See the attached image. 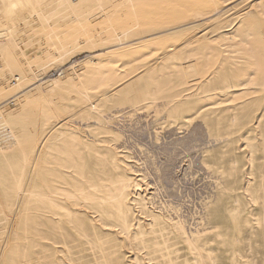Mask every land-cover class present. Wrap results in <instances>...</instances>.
<instances>
[{
  "label": "rangeland",
  "instance_id": "obj_1",
  "mask_svg": "<svg viewBox=\"0 0 264 264\" xmlns=\"http://www.w3.org/2000/svg\"><path fill=\"white\" fill-rule=\"evenodd\" d=\"M0 118V264H264V0H0ZM92 178L128 236L47 221Z\"/></svg>",
  "mask_w": 264,
  "mask_h": 264
},
{
  "label": "bare ground",
  "instance_id": "obj_2",
  "mask_svg": "<svg viewBox=\"0 0 264 264\" xmlns=\"http://www.w3.org/2000/svg\"><path fill=\"white\" fill-rule=\"evenodd\" d=\"M190 3V2H189ZM171 5V4H170ZM174 5V4H173ZM187 5V4H186ZM186 5H185V7H186ZM161 7V9H163L164 11H165V6H163V5H161L160 6ZM159 7V8H160ZM192 7V6H191ZM182 9V8H181ZM215 10V9H214ZM176 11V10H175ZM179 11H176V13H178ZM207 12H209V11H207ZM167 13V12H166ZM166 13H165V15H166ZM175 13V14H176ZM181 13H183L184 14V12H181ZM194 13V18H206V17H208V15H206L207 13H206V11H201V10H196V11H194L193 12ZM164 15V16H165ZM177 15V14H176ZM164 16H162V18L164 17ZM164 18H166V17H164ZM168 19V18H167ZM247 18L246 17H244V16H241V17H239V18H237L236 20V22L237 23H239V25L237 26V30H238V32H240V28H241V24H243V22L246 20ZM184 20V19H183ZM186 20V19H185ZM185 23V22H184ZM186 23H188L189 24V22H186ZM185 23V24H186ZM179 25H180V23H179ZM183 26H184V24H183ZM179 28V27H178ZM187 30H190V28H188V29H186V30H183V31H187ZM158 35L159 33H154L152 36H156V35ZM123 36H126V34H124ZM193 37H195V35L194 36H192V38ZM224 38V35H222V34H220V35H218V38ZM188 39L187 41H186V43L187 44H190V43H193L197 38H198V36L195 38V39ZM207 40H213V41H215L216 39H211V38H209V37H205ZM76 40V39H75ZM124 40H125V37H119L118 38V42L116 43V44H112L113 46H110V47H117V46H121V45H123V44H129V42H124ZM76 42V41H75ZM73 45H75V44H73ZM130 45V44H129ZM76 46V45H75ZM73 47V46H72ZM110 47H108V48H110ZM129 47H131V46H129ZM107 48V47H106ZM130 49V48H129ZM132 49V48H131ZM169 54H164L163 56H162V60H165V59H167V58H169ZM160 60V59H159ZM161 60V61H162ZM51 61V60H50ZM91 62H96V61H91ZM164 62V61H163ZM48 63V62H47ZM53 63H54V61H53ZM52 62H51V64H53ZM51 64H49V66L51 65ZM97 66H100L101 64H102V61H98L97 63ZM43 66H45V65H43ZM71 66H74V64H72ZM46 67L47 66H45V67H43L41 70H45L46 69ZM100 67H102V66H100ZM45 68V69H44ZM49 68V67H48ZM73 68V67H72ZM81 69V68H80ZM71 70H73V72H74V69H71ZM98 72V71H97ZM79 73V72H78ZM99 73V72H98ZM75 74H76V72H75ZM42 75V74H41ZM41 77H43V76H41ZM75 77H77V79H76V82H81V80H80V78H79V75L78 74H76L75 75ZM59 75H57V76H54V77H52V78H50V79H47V81H48V87H47V91H52L53 89H56L55 87L56 86H58V81H59ZM40 79V78H39ZM42 79H44V78H42ZM40 81V80H39ZM81 84V83H80ZM248 84V82L245 84V85H247ZM243 85V84H242ZM84 88V87H83ZM41 99V98H40ZM90 99V98H89ZM89 99H87L88 101H89V105H90V108L92 109V110H94V109H96V102L95 101H91V100H89ZM86 100V99H85ZM87 102V101H86ZM9 117V119H10V123L12 124V125H15V120H14V118L12 117V115H8ZM52 134V132L50 133V135ZM50 135H48L47 137H46V139H45V141H48L49 140V138L50 139H52L51 138V136ZM52 136H54V134H52ZM118 138H120V137H118ZM120 140H121V138H120ZM124 140V139H123ZM122 140V141H123ZM132 140V139H131ZM121 141V142H122ZM13 142H15V144H17L16 143V141H11V144H13ZM51 142V141H50ZM126 142H128L127 141V139H126ZM6 145V144H5ZM8 145V144H7ZM9 146V145H8ZM11 146V145H10ZM9 146V147H10ZM17 146V145H16ZM127 146V145H126ZM2 147H7V146H0V149H3ZM43 147V146H42ZM42 147L41 148H39V146H37L36 147V151H35V155H40V153H41V151H42ZM131 147V146H130ZM124 148H126V147H124ZM128 148V147H127ZM126 148V149H127ZM34 150V149H33ZM43 152V151H42ZM126 157V156H125ZM83 176V175H82ZM88 180V179H87ZM77 181V180H76ZM95 179L94 178H92V179H89L88 181H87V183H86V181H85V183L87 184V194H86V197H84V199H80L77 195H75V194H73V193H70V192H68L67 190H66V188L65 189H58L57 191H54V193H51L48 197H46V199L45 200H47L48 202V205H47V208H46V211H47V214H44V215H47V221L49 222V224L50 225H52V226H59L60 227V225L61 224H63V221L65 220H67L68 222H72V220H74L75 219V221H79V223H80V226L81 227H83L84 228V225H83V221H84V218H86V219H88V221L89 220H95V221H98L99 223H102V225H105V226H114V227H116V226H118L119 228H120V230L121 231H123L124 232V234L126 235V236H128V234L130 233V226H131V221H130V215H129V213H128V208L126 209V205L124 204V202H122L123 200H124V196H123V185H122V187L121 188H119V187H116L115 188V190L116 191H119V193L118 194H116V195H114L113 197H114V203H113V205L112 206H114V217H115V220H116V222L115 223H111V224H109L108 222H103L102 221V219H101V213H100V211L99 210H96L95 208H97V204L95 203V198H96V195H95V189H96V185H95ZM156 184V183H155ZM80 187V186H79ZM84 187H85V184H84ZM157 187V186H156ZM49 189V188H48ZM56 189V188H55ZM249 188H248V185H247V188H246V190H248ZM86 190V189H85ZM81 192V191H80ZM84 192H86V191H84ZM23 195H24V193L23 192H21ZM133 194L135 195V197H136V199H138V201L137 202H140L141 204H143L144 203V199L143 198H140V193H136V192H133ZM30 195V194H29ZM80 196V195H79ZM81 196H82V193H81ZM72 197V201L71 202H73L74 203V205H76L77 206V208L74 210V211H72V210H70V208H69V206H71L70 204H69V206L67 205L69 202H70V198ZM29 198V197H28ZM252 198L253 199H255V197L254 196H252ZM97 199H99V198H97ZM24 202V201H23ZM95 204H96V206H95ZM160 204V203H159ZM73 205V204H72ZM161 209H162V207H161ZM173 210V209H172ZM171 210V211H172ZM176 211V210H175ZM174 211V212H175ZM38 212V211H37ZM39 213V212H38ZM36 214V213H35ZM176 214H178V213H176ZM175 214V215H176ZM77 216V217H76ZM80 217H84V218H80ZM157 217L158 216H156V215H152L151 216V219L153 220V222H156V220H157ZM173 217V216H172ZM175 217V216H174ZM176 217H177V215H176ZM179 217H181V216H179ZM34 218H38V216H34ZM72 218V219H71ZM178 218V217H177ZM171 219H173V218H171ZM178 220H180V219H178ZM94 221V222H95ZM91 222V221H90ZM256 222L258 223V224H260V220H256ZM180 223V222H179ZM90 227H91V229H94L95 228V225L92 223L91 225H90ZM182 228H184V226H182ZM185 230V229H184ZM94 231V230H93ZM185 233H186V243H187V245H188V247L190 248V245L191 246H194L195 245V243L191 240V238H190V233H188V231H185ZM185 236V235H184ZM48 239V238H47ZM53 241H55V240H53ZM91 241V240H90ZM58 243V242H57ZM88 243V242H87ZM91 245V244H90Z\"/></svg>",
  "mask_w": 264,
  "mask_h": 264
},
{
  "label": "built area",
  "instance_id": "obj_3",
  "mask_svg": "<svg viewBox=\"0 0 264 264\" xmlns=\"http://www.w3.org/2000/svg\"><path fill=\"white\" fill-rule=\"evenodd\" d=\"M18 78L16 77L15 80ZM14 83V82H13ZM13 104L11 100L8 105ZM13 138V133L8 125H6L0 118V146L10 142Z\"/></svg>",
  "mask_w": 264,
  "mask_h": 264
}]
</instances>
